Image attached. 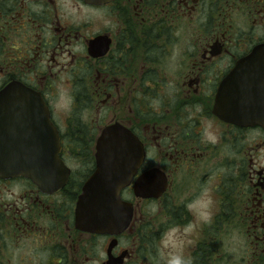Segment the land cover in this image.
<instances>
[{"label": "flooded vegetation", "instance_id": "obj_1", "mask_svg": "<svg viewBox=\"0 0 264 264\" xmlns=\"http://www.w3.org/2000/svg\"><path fill=\"white\" fill-rule=\"evenodd\" d=\"M262 45L264 0H0V94L21 85L42 97L69 170L51 193L0 177V264H165L171 251L189 264H226L233 234L248 246L241 264H264V60L257 88L239 87L244 112L257 106L255 123L215 114L226 80ZM32 125L40 129L23 122L17 132L32 135ZM109 128L144 152L120 193L130 220L119 236L77 225ZM204 189L209 223L197 220ZM170 229L179 231L161 247Z\"/></svg>", "mask_w": 264, "mask_h": 264}, {"label": "water", "instance_id": "obj_2", "mask_svg": "<svg viewBox=\"0 0 264 264\" xmlns=\"http://www.w3.org/2000/svg\"><path fill=\"white\" fill-rule=\"evenodd\" d=\"M85 1L97 3V0ZM261 59L264 60V45L257 47L250 56L238 63L220 91L219 102L215 108L218 117L236 125L255 123L251 119L256 120L257 106L249 104L246 108H253L254 111L244 112L245 107L240 103L239 87L246 86L249 90L257 88V67ZM7 109H11V112ZM14 109H17L16 114ZM20 110L23 113L34 114L32 118L22 119L16 116L20 114ZM23 122L32 124L38 122L40 129L32 125V135L20 134L17 131ZM48 122L49 114L38 93L21 85H11L2 91L0 94L2 179L23 177L35 182L45 193L58 192L66 185L69 170L59 157L57 136L48 135L52 133ZM46 132L47 135L44 136ZM22 137L30 140L26 148H21ZM47 146L49 151L46 150ZM98 146L97 171L83 189L77 208V225L90 233L119 236L125 232L130 220L128 204L121 200L120 193L130 186L134 174L143 163L144 152L139 140L120 128L107 129ZM142 188L141 182L136 187L137 195L142 196Z\"/></svg>", "mask_w": 264, "mask_h": 264}, {"label": "clouds", "instance_id": "obj_3", "mask_svg": "<svg viewBox=\"0 0 264 264\" xmlns=\"http://www.w3.org/2000/svg\"><path fill=\"white\" fill-rule=\"evenodd\" d=\"M67 92V89L63 90L60 100L64 99V93ZM65 110L68 111L69 113L71 112V103L67 106H65ZM196 204L201 208V212L197 214V220L200 223H209L212 220V205H213V200L211 197V194L208 189L202 190L200 197L196 201ZM189 210L192 209L193 205H189ZM192 228H194V225H189L186 231H190ZM173 231H179L178 229L173 230L170 229L168 233H165L164 237L162 238L160 244L161 247H165L166 245L170 247L168 241H169V235ZM165 264H189L188 261H186L182 255L179 254H174L171 256H168L166 258Z\"/></svg>", "mask_w": 264, "mask_h": 264}, {"label": "rangeland", "instance_id": "obj_4", "mask_svg": "<svg viewBox=\"0 0 264 264\" xmlns=\"http://www.w3.org/2000/svg\"><path fill=\"white\" fill-rule=\"evenodd\" d=\"M236 240H237L236 234H233V236L227 239V243H226L227 249H228L227 253L230 256V260L226 262V264H241L242 263L241 258L245 255L246 248H248V246L244 244L243 241H240L237 244ZM221 251L223 254V244L221 245ZM171 255H173L172 251H171ZM217 264H224V263L221 261V262H217Z\"/></svg>", "mask_w": 264, "mask_h": 264}]
</instances>
